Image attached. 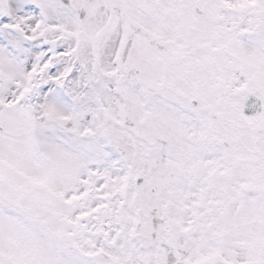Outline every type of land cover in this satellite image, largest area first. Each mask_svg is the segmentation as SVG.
<instances>
[{"label":"snow or ice","instance_id":"1","mask_svg":"<svg viewBox=\"0 0 264 264\" xmlns=\"http://www.w3.org/2000/svg\"><path fill=\"white\" fill-rule=\"evenodd\" d=\"M0 264H264V0H0Z\"/></svg>","mask_w":264,"mask_h":264}]
</instances>
